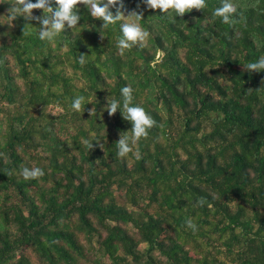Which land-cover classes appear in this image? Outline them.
I'll use <instances>...</instances> for the list:
<instances>
[{"label": "trees", "instance_id": "obj_1", "mask_svg": "<svg viewBox=\"0 0 264 264\" xmlns=\"http://www.w3.org/2000/svg\"><path fill=\"white\" fill-rule=\"evenodd\" d=\"M233 2L227 24L222 0L174 19L124 0L150 36L122 54L119 24L82 4L55 43L0 17V264H264V72L246 68L264 57V0ZM128 84L156 125L120 157L132 125L105 105Z\"/></svg>", "mask_w": 264, "mask_h": 264}, {"label": "clouds", "instance_id": "obj_2", "mask_svg": "<svg viewBox=\"0 0 264 264\" xmlns=\"http://www.w3.org/2000/svg\"><path fill=\"white\" fill-rule=\"evenodd\" d=\"M143 3L150 9H159L161 13L169 16H183L193 9L205 10L208 6L207 0H143ZM84 5L90 15L103 21V27L119 24L121 35L118 38L119 51L121 54L126 49H131L139 44L141 47L149 38V31L142 25V12L131 11L125 15L124 0H13L10 3L6 18L11 23L17 17H24L26 20L38 21L39 28L26 24L30 29L37 30L40 40L55 43L59 37L65 34L67 29H77L81 20L79 5ZM42 10L41 15H34L33 10ZM115 9V11H113ZM237 5L233 0H222L221 6L214 10V15L220 17L224 23L232 24L235 21ZM174 14V15H173ZM5 22V23H6ZM3 24V23H2ZM25 31V27H24ZM87 56L81 54L79 63L85 64ZM246 68L250 72H264V57L247 63ZM134 89L131 84L120 89L119 98H108L105 110L111 116L119 111L126 121L131 122V130L122 133L118 140V155L124 157L132 153L137 142L149 135L150 130L156 125V120L140 104L134 103ZM92 103L85 95H76L72 99L71 108L83 113L85 106ZM95 112V108L91 109ZM84 144L92 147V142L84 139ZM41 167H24L22 176L24 179H35L44 175ZM188 226L194 231L197 225L189 220Z\"/></svg>", "mask_w": 264, "mask_h": 264}, {"label": "rangeland", "instance_id": "obj_3", "mask_svg": "<svg viewBox=\"0 0 264 264\" xmlns=\"http://www.w3.org/2000/svg\"><path fill=\"white\" fill-rule=\"evenodd\" d=\"M52 114H57V112H51ZM116 196L119 197V194L117 192H115ZM118 201L121 203V199H118ZM80 241L84 244V239L82 238V236H80ZM26 254L29 256V261H30V264H37V262L35 261L34 259V256L33 254L30 252V251H27ZM86 256V259L82 260L79 262V264H91V261L97 257V254L94 253V252H87L85 254ZM105 261V260H104Z\"/></svg>", "mask_w": 264, "mask_h": 264}]
</instances>
